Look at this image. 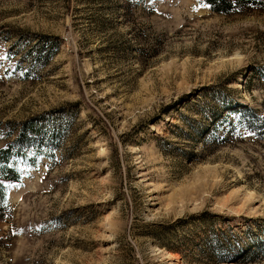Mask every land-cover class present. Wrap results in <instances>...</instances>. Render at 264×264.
Masks as SVG:
<instances>
[{
	"label": "rangeland",
	"instance_id": "374dc122",
	"mask_svg": "<svg viewBox=\"0 0 264 264\" xmlns=\"http://www.w3.org/2000/svg\"><path fill=\"white\" fill-rule=\"evenodd\" d=\"M259 72L258 12L0 0V148L43 135L21 146L0 264H264V140L225 104L264 116Z\"/></svg>",
	"mask_w": 264,
	"mask_h": 264
},
{
	"label": "trees",
	"instance_id": "16d2710c",
	"mask_svg": "<svg viewBox=\"0 0 264 264\" xmlns=\"http://www.w3.org/2000/svg\"><path fill=\"white\" fill-rule=\"evenodd\" d=\"M203 6L211 12L223 16L240 15L250 12H258L264 15V0H199ZM257 77L264 82V72H259ZM229 107L230 113L238 116V125L257 139L264 140V116L253 110L247 103H225ZM238 107L236 111L234 108ZM227 116L221 118L220 124ZM24 129L19 133L16 140L0 148V218L6 209L7 192L10 187L7 185H19L22 180V171L20 164L28 162L27 150L21 147L23 144H31V138H37V134L42 135L35 126L24 125ZM43 136V135H42ZM43 137H41L42 140ZM46 142H52L53 137H46ZM41 150V145L36 149ZM36 155V153H35Z\"/></svg>",
	"mask_w": 264,
	"mask_h": 264
},
{
	"label": "bare ground",
	"instance_id": "6f19581e",
	"mask_svg": "<svg viewBox=\"0 0 264 264\" xmlns=\"http://www.w3.org/2000/svg\"><path fill=\"white\" fill-rule=\"evenodd\" d=\"M64 261H65V260H64ZM60 264H68V263H67V262H63V261H61Z\"/></svg>",
	"mask_w": 264,
	"mask_h": 264
},
{
	"label": "snow or ice",
	"instance_id": "6c2138e0",
	"mask_svg": "<svg viewBox=\"0 0 264 264\" xmlns=\"http://www.w3.org/2000/svg\"><path fill=\"white\" fill-rule=\"evenodd\" d=\"M251 134V133H250ZM6 187H14V185H7Z\"/></svg>",
	"mask_w": 264,
	"mask_h": 264
}]
</instances>
